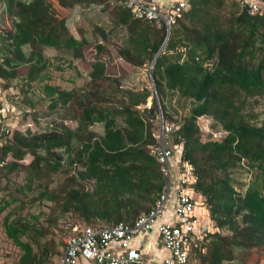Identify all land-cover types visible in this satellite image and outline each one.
I'll list each match as a JSON object with an SVG mask.
<instances>
[{"label":"trees","instance_id":"1","mask_svg":"<svg viewBox=\"0 0 264 264\" xmlns=\"http://www.w3.org/2000/svg\"><path fill=\"white\" fill-rule=\"evenodd\" d=\"M50 1L52 3V0H7V3H1L4 13L11 19L12 28L0 35L5 42L1 46L3 55L0 57V78L27 75L26 80L29 82L45 79L44 72L49 61L38 47L74 50V58L82 56L75 50L88 42L69 34L66 25L69 15L60 17ZM73 1L63 0L60 3L62 10L81 0ZM227 1L231 2L230 8L238 6L229 0H189V9L177 21L179 24L181 22L186 32L184 35L189 34L187 39H183L189 47L187 58L182 60V54L175 57L167 54V51L176 47L172 41L165 46L167 51L160 53L153 64L151 79L155 96L159 99L166 92H174L180 98L190 101L188 115L181 121L165 120L160 100L159 107L153 100V107L141 111L142 115L148 111L155 118L161 112L166 122L176 125L173 140L181 146V161L189 163L193 168V191L204 198L214 226L232 234L231 237L219 233L208 234L207 241L212 240L208 256L211 264L229 260L227 252L230 251L227 248H264V126L244 123L235 104L240 95L244 98L264 96V33L261 32L264 28V13L252 16L240 9V12L233 14L236 29L245 32L246 37L239 52L230 53L229 46L235 31L221 32L207 22L208 8H220ZM113 20L115 27H125L128 33L120 57L134 67L145 65L147 61L152 63L164 42L163 32L166 29L163 24L135 19L124 5L114 7ZM150 24L161 25L156 30V36ZM257 36H260L257 40H260L263 57L256 68H249L245 57L252 56L256 50ZM26 46L30 49L29 53L23 50ZM102 48L96 45L97 58L89 73L90 82L100 87L101 81H110L130 99L132 106L145 104L149 97L148 91L122 89L118 80L111 81L107 76L106 64L99 58ZM199 54L203 55L202 58ZM196 57L199 61L195 60ZM208 64H212L210 69L205 67ZM19 70L23 73L19 74ZM57 95L59 102L66 104L69 93L60 92ZM88 96L77 101L76 108L80 112L76 117L77 132H86L87 138L74 136L70 129H65L61 134L44 133L35 136L33 140L42 141L48 149L68 147L77 137L76 140L82 143L78 157L83 171L78 173V177L80 180L94 182L95 190L90 193L72 189V202L64 203V212H79L86 222L92 219L112 222L94 226L83 223L85 226L132 224L140 215L152 209L166 187V179L150 151V147L155 145L151 122L149 119L145 121L139 111L121 108L117 114L123 118L122 125L117 126L111 113L100 109L94 96H91L94 101H90ZM205 116L213 118L220 125L225 133L222 140H200L197 121ZM96 123H103L104 131L100 137L87 131L88 127ZM19 137L16 133L14 139ZM243 159L249 164H255L263 179L262 184L252 183L241 194L233 189L230 173ZM94 196L97 199L93 200ZM5 231L14 244L23 250L18 264H35L30 246L19 241L18 227L5 223ZM206 246L204 244L203 248L206 249ZM198 255L205 254L199 251Z\"/></svg>","mask_w":264,"mask_h":264},{"label":"rangeland","instance_id":"2","mask_svg":"<svg viewBox=\"0 0 264 264\" xmlns=\"http://www.w3.org/2000/svg\"><path fill=\"white\" fill-rule=\"evenodd\" d=\"M61 2L50 1L60 17L65 18L69 15L68 19L66 18L69 34L88 42L87 45L75 50L82 56L74 58V50L38 47L40 53L49 61L44 72L45 79L29 82L26 80L27 75L0 78V120L9 124L12 129L11 137L0 140V149L4 147V150L0 151V264H18L23 255L22 248L15 245L12 238L7 236L5 223L18 227L19 241L30 246L35 264H59L64 241L75 225L87 223L94 226L112 223L95 219L86 222L79 212L63 211L64 203L72 202L70 197L72 189L90 193L95 190L94 182L80 180L78 177V173L83 171L78 157L82 143L76 139L87 138V134L77 132L76 117L80 115L79 109L76 110L77 101L87 95L90 101H94L91 98L94 96L99 108L109 111L117 126L122 125L123 118L117 114L121 108L139 111L141 114L144 108L153 107V100L159 107L160 100L165 120L181 121L188 115L191 107L190 101L180 98L174 92H166L159 99L155 96L150 61L132 68L120 57L119 53L125 49L128 40L126 28L114 26L113 9L122 5L120 0H81L71 5L73 1L69 4L71 6L64 10L60 6ZM230 7L231 2L228 1L220 8L209 7L207 22L212 23L221 32L234 30L229 52L238 53L246 33L238 31L233 23V14L240 12V8ZM183 23L189 25L187 22ZM11 28V19L4 13L0 3V35H4ZM150 28L156 36V30L161 28V25L150 24ZM261 32L264 33V28ZM184 34L186 32L181 22L168 32L165 30L163 32L165 46L174 41L176 47L168 52L164 46L161 53L167 51V54L174 57L182 54V60L187 58L189 47L183 39H187L189 34ZM103 36L105 39H102ZM259 38L260 36L256 38V50L253 51V55L245 57L249 68H256L263 57L260 40H257ZM3 43L5 42L0 36V57L3 55ZM96 45L103 47L99 58L106 64V74L111 81L118 80L121 88L125 90L148 91L149 97L145 104L132 106L130 99L110 81H101L100 87L90 82L89 73L97 58ZM23 50L25 53L30 52L28 46ZM199 56L202 58L203 55L199 54ZM21 73L23 72L19 70V74ZM128 75H139L140 79L142 77L136 82L140 86L124 82ZM60 92L69 93L64 105L58 99L57 94ZM235 104L244 123L257 127L264 126V96L244 98L240 95ZM156 111L155 107L154 112ZM144 113L141 115L145 121L150 120L151 133L154 134L158 131L159 121L148 111ZM197 124L202 142L220 141L224 138L225 133L213 118L201 117ZM65 129H70L74 136L78 135L68 147L48 149L42 141L33 140L35 136L44 133L61 134ZM87 131L100 137L104 131L103 123L93 124ZM16 133L20 137L14 139ZM82 160L84 161V157ZM230 177L233 189L241 194L252 183L262 184L263 179L258 167L244 159L237 164ZM94 199L97 197L94 196ZM202 201L205 205L204 198ZM220 233L219 235L225 237L232 235L229 231ZM211 241L209 239L205 243L207 246L204 251L195 249L196 251L191 253L189 264H211L208 261L209 251L212 248ZM226 250L230 251L227 252L229 260L221 264H264V248L232 247L231 250L229 248ZM197 251L205 255L199 256Z\"/></svg>","mask_w":264,"mask_h":264},{"label":"built area","instance_id":"3","mask_svg":"<svg viewBox=\"0 0 264 264\" xmlns=\"http://www.w3.org/2000/svg\"><path fill=\"white\" fill-rule=\"evenodd\" d=\"M229 1L236 2L249 15L264 13V0ZM125 5L135 19L162 23L167 32L188 7L186 1H180L167 10L140 0H126ZM195 60L199 61V58ZM211 65L205 67L210 69ZM157 119L159 128L153 134L155 145L150 147V151L166 179V187L159 200L148 213L140 215L132 224L119 223L102 227L75 225L64 241L59 264H153L144 261L134 246L135 238L153 230L167 253L160 264H189L192 252L198 249L204 251L203 245L210 233L207 227L198 223L194 214L196 202L192 197L195 182L193 168L189 163L181 161V146L173 140L176 125L166 122L161 112ZM11 135V126L0 120V140ZM175 169L176 178L173 176ZM168 208L171 211L170 219Z\"/></svg>","mask_w":264,"mask_h":264},{"label":"crops","instance_id":"4","mask_svg":"<svg viewBox=\"0 0 264 264\" xmlns=\"http://www.w3.org/2000/svg\"><path fill=\"white\" fill-rule=\"evenodd\" d=\"M120 1L122 2V5L126 6L125 5L126 0H120ZM140 1L144 3L158 5L162 10H167L172 5H175L180 1H186L188 4V7L185 11L189 9V0H140ZM0 3L2 4L7 3V0H0ZM126 64L128 63L126 62ZM129 65L132 68H136L132 66L131 64ZM151 65L153 67V62L151 63ZM126 78L127 79H124V82L125 81L129 82L133 85H136L137 87L140 86L136 83L138 80L140 81L142 79V77L140 79L139 75H128ZM176 172H177L176 169L173 170L174 178H176ZM192 197H193V200L196 202L194 214L196 218L198 219V223L202 226L207 227V230H209L210 234L225 232L226 230L217 229L214 226V223L210 220L208 210L202 201L203 197H201L199 194L195 193L194 191L192 193ZM168 218L169 219L171 218V211L169 210V208H168ZM134 246L140 251V253L142 254V259L146 262L149 261L153 264H160L163 261V259H165L167 256V253L164 251V249L162 248V245L160 244V241L158 239V236L155 230L148 233L145 236H139L135 238ZM81 264H86V263H81Z\"/></svg>","mask_w":264,"mask_h":264},{"label":"water","instance_id":"5","mask_svg":"<svg viewBox=\"0 0 264 264\" xmlns=\"http://www.w3.org/2000/svg\"><path fill=\"white\" fill-rule=\"evenodd\" d=\"M164 46H165V41L163 42V44L161 45L160 49L158 50V52H157V54H156V56H155V58H154V60H153V64H154L156 58L158 57V55H159V54L161 53V51L163 50Z\"/></svg>","mask_w":264,"mask_h":264},{"label":"bare ground","instance_id":"6","mask_svg":"<svg viewBox=\"0 0 264 264\" xmlns=\"http://www.w3.org/2000/svg\"><path fill=\"white\" fill-rule=\"evenodd\" d=\"M154 231V230H153Z\"/></svg>","mask_w":264,"mask_h":264}]
</instances>
